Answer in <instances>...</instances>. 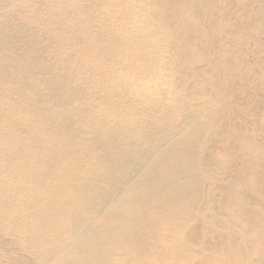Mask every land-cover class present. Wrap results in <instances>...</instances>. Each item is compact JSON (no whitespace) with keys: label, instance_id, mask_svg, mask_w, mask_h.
Returning a JSON list of instances; mask_svg holds the SVG:
<instances>
[{"label":"bare ground","instance_id":"bare-ground-1","mask_svg":"<svg viewBox=\"0 0 264 264\" xmlns=\"http://www.w3.org/2000/svg\"><path fill=\"white\" fill-rule=\"evenodd\" d=\"M0 264H264V0H0Z\"/></svg>","mask_w":264,"mask_h":264}]
</instances>
